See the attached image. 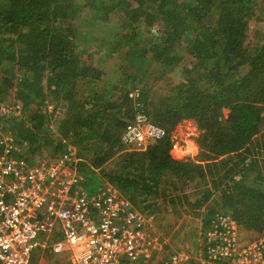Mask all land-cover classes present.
Segmentation results:
<instances>
[{
  "label": "trees",
  "instance_id": "1",
  "mask_svg": "<svg viewBox=\"0 0 264 264\" xmlns=\"http://www.w3.org/2000/svg\"><path fill=\"white\" fill-rule=\"evenodd\" d=\"M86 1L0 0V101L20 104L27 113L9 118L11 138L27 143L25 156L56 158L73 144L88 192L109 182L149 216L165 209L194 214L206 207L204 231L223 213L244 230L264 234L259 0ZM81 6L94 9L96 22L103 24L116 15L110 32L120 58L137 68L136 77L122 72L105 87L96 84L100 67L85 66L84 55L96 29L108 27L97 22L87 33L78 31ZM103 33L110 37L108 29ZM149 65L159 71L158 80L174 73L180 78L159 100L142 98L168 137L145 152L124 153L121 135L135 115L128 94ZM48 100L55 107L52 115L44 110ZM60 108H67V117L57 122L56 136L48 128ZM184 121H194L201 132L197 160L172 154V133Z\"/></svg>",
  "mask_w": 264,
  "mask_h": 264
},
{
  "label": "built area",
  "instance_id": "2",
  "mask_svg": "<svg viewBox=\"0 0 264 264\" xmlns=\"http://www.w3.org/2000/svg\"><path fill=\"white\" fill-rule=\"evenodd\" d=\"M141 94L137 89L128 94L135 115L121 135L124 153L145 152L168 137L151 120ZM26 116L22 105L0 101V117ZM1 128L0 264H34L37 251L66 254L71 264H264V234L247 239L236 220L223 213L200 232L198 248L162 256L166 242H157L154 217L110 183L91 195L76 168L82 158L71 144L62 155L34 164L25 156L27 143L15 142ZM173 152L189 156L176 141Z\"/></svg>",
  "mask_w": 264,
  "mask_h": 264
},
{
  "label": "rangeland",
  "instance_id": "3",
  "mask_svg": "<svg viewBox=\"0 0 264 264\" xmlns=\"http://www.w3.org/2000/svg\"><path fill=\"white\" fill-rule=\"evenodd\" d=\"M82 5L87 4L86 0H78ZM82 7L81 14L79 16V19H77V30L79 31H84L87 33L88 31L93 30L95 25L98 24L99 26H107L108 28V33L110 37L105 36L103 31L107 30L104 28V30H98L96 29V37H92L90 40V44L92 43V47H90V50L88 54L84 55V60H85V66H94V67H100L99 69L101 70L102 74L100 79L96 81L97 85H100V87H105L106 84H108L109 81L111 80H119L120 75L122 72H130L131 74H136L135 77L139 74L137 71V68H131L128 65L127 60L125 58H120L119 54V48L117 45H115L114 41V33L110 32L112 30V27L116 20H119L116 18V15L110 14V21L106 24H103L101 20L97 21V17H95L96 11L92 8H86ZM258 13L259 15L264 18V2L263 0H259L258 2ZM96 10V9H95ZM119 14V13H118ZM105 23V22H104ZM259 30L257 33V36L260 37V35L263 36L264 34V22L261 21L259 23ZM97 28V27H96ZM110 28V29H109ZM84 34V33H83ZM83 36H80V40H83ZM261 36V37H262ZM260 37V38H261ZM259 39V38H258ZM126 42H124L123 50H126L125 47ZM81 45H79L80 47ZM97 62H100L99 64ZM123 65V66H121ZM130 67V68H129ZM158 72L155 70V68L152 65H149L148 67V72L146 74H142L139 77V81L137 82V90H140L142 92V97L145 95V97L148 99V102L151 100H159L162 98L164 95H167L169 92L170 87L173 85V82L177 84L179 82V76L178 73H174L170 76H167L165 79L158 80ZM179 72L181 73V70L179 68ZM106 83V84H105ZM174 84V85H175ZM92 89V88H90ZM89 89V92H90ZM146 91V92H144ZM143 100V99H142ZM145 103V101L143 100ZM64 105V104H63ZM45 108L44 110L51 114L54 113L55 109L52 110V107L54 106L52 104V100H48V102L44 105ZM56 117H53L52 119L53 124L48 128L51 130L52 133L56 134V136H60L59 134L57 135V122H61L64 120V118L67 117V108H60L57 110L54 114ZM225 115H228V111H225ZM10 117H0V124L2 126L1 132L10 134ZM21 118V117H17ZM199 127L197 123L194 121H184L181 124L177 126L175 131L172 133V137L174 141H176L178 144H183L189 153L191 154L192 150L198 148L197 150L200 152L198 144H197V139L199 138ZM70 145V144H69ZM75 149L76 147L71 144ZM179 151V150H178ZM177 151V152H178ZM181 152V151H180ZM60 156V155H59ZM191 156V155H190ZM199 155L195 158H191L193 160H197ZM50 155L40 157L38 158V161H44L46 159H49ZM117 159V158H116ZM110 164V163H109ZM113 166V162L110 164L109 167ZM100 172V171H99ZM109 182H105L103 185L108 184ZM95 189L97 190L98 186H94ZM115 187V186H114ZM188 194L191 196V199L193 201L195 200V192L193 188H188ZM90 194L92 192L89 191ZM185 210V211H184ZM177 209L175 210H167L165 209L163 212L156 213L155 216H158V219L161 220L162 226V234L160 235V239H158V243L162 246L164 242H166V245L164 247V252L162 256H167L171 254L174 250H177L178 248H186V249H194L198 248L200 242V232H202L201 228V215L207 214L206 207L196 211L194 214H190L191 210L190 209ZM170 233L169 235H167ZM244 236H246L247 239H252L256 237L259 234L256 233H250L246 230L243 229ZM164 246V245H163ZM150 250V249H148ZM193 251V250H192ZM40 251L35 252L33 254V260H35V255L39 254ZM49 256V257H48ZM46 257L49 259L47 264H71L69 259L67 258L66 254H46Z\"/></svg>",
  "mask_w": 264,
  "mask_h": 264
},
{
  "label": "crops",
  "instance_id": "4",
  "mask_svg": "<svg viewBox=\"0 0 264 264\" xmlns=\"http://www.w3.org/2000/svg\"><path fill=\"white\" fill-rule=\"evenodd\" d=\"M174 137V136H173ZM198 148H196V150L195 149H193L192 150V152H191V156L189 155V156H186L187 158H195V157H197V155H199L200 154V152L197 150ZM3 151H4V147L3 146H0V154H2L3 153ZM189 151H191V150H189ZM172 154H174V152L172 153ZM176 156H178V153L176 152ZM175 155V154H174ZM182 155H184V154H182ZM28 156H30V158H31V160L33 161V163L34 164H37V163H39V161H38V158H40V157H38V156H34V155H28ZM179 157H182V156H179ZM52 158V157H51ZM97 193V192H96ZM95 193V194H96ZM95 194H92V195H95ZM169 211V210H168ZM154 218H153V229L155 230V232L158 234V235H161L163 232H162V230H161V226H162V219L161 220H159L158 219V216H153ZM150 247H152V246H150ZM46 254L47 253H43V252H40L39 254H36L35 255V260H34V264H47L48 263V258L46 257ZM49 254H52V252H50ZM156 255V253L155 254H153V257ZM49 257V256H48ZM145 262V261H144Z\"/></svg>",
  "mask_w": 264,
  "mask_h": 264
}]
</instances>
